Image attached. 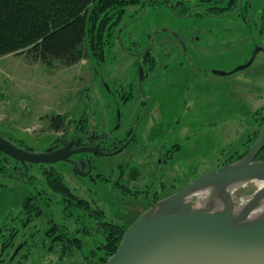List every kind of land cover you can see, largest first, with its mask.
Masks as SVG:
<instances>
[{"label": "rangeland", "instance_id": "1", "mask_svg": "<svg viewBox=\"0 0 264 264\" xmlns=\"http://www.w3.org/2000/svg\"><path fill=\"white\" fill-rule=\"evenodd\" d=\"M238 2L237 8L221 13L195 0H187L188 8L163 1L129 6L103 63L83 59L71 67H49L26 54L0 57V134L22 148L45 152L57 140L77 134L122 138L130 127L138 126L137 141L129 147L113 155L93 156L92 178L75 174L70 164L61 162L30 164L28 178L23 164L0 151L3 264H90L89 260L97 264L100 259L99 251H93L104 239L99 222L81 209L66 214L65 203L45 181V169L60 171L75 193L105 210L111 222L128 228L150 208L147 185L155 183L152 190L162 180L168 186L181 185L195 172L214 170L237 147L243 149L254 128L264 130L255 117L261 109L264 113V0ZM148 44L154 48L156 66L142 85V57L126 48L140 51ZM258 47L254 63L237 70ZM118 90L131 92L126 104ZM50 114L65 115L67 128L53 130ZM80 126L83 130L78 133ZM173 143L181 144V150L168 165L159 163L162 151ZM125 186L143 190L134 195ZM258 189L252 180L233 191V199L240 203ZM41 190L47 192L39 198L46 214L25 228L16 227L28 216L23 211L27 197ZM185 204L194 208L201 205V198L190 197ZM54 222L78 233L83 248L63 258L57 245L52 251L41 248L44 239L51 245L45 232ZM26 240L37 243V248L23 250ZM28 253L32 256L25 258Z\"/></svg>", "mask_w": 264, "mask_h": 264}, {"label": "trees", "instance_id": "2", "mask_svg": "<svg viewBox=\"0 0 264 264\" xmlns=\"http://www.w3.org/2000/svg\"><path fill=\"white\" fill-rule=\"evenodd\" d=\"M159 1L171 3L172 6L187 7V0H0V57L9 54H26L32 61L41 62L49 67L56 64L71 67L83 59H92L103 63L106 61L109 49L113 46L112 39L115 29L122 21L127 8L140 3L155 4ZM238 1L195 0L196 3L208 4L211 6L209 10H216L218 13L237 8ZM129 99V95L124 97L125 101ZM47 117L53 130L59 132L67 128L68 119L65 115L50 114ZM255 117L262 127L264 125L262 109L255 114ZM82 130L83 128L80 126L78 133H81ZM260 130L262 131V129ZM260 130L249 138V140L252 138V143ZM66 137L57 140L51 149L66 144L68 142ZM249 150L250 145L244 153L231 161L242 159ZM263 159L264 139L257 156V160ZM43 174L48 186L60 197V201L62 199L65 203L66 214H69V211L81 209L87 216L99 222L104 239L96 245L93 251L97 254L99 251L100 259L97 264H104L118 249L127 228L113 222L107 225L105 210L97 205H92L90 201L75 193L65 181L63 174L57 169H45ZM0 186L3 185L0 184ZM44 194L46 195L47 192L41 190L34 196L27 197L23 211H26L28 216L25 219L21 218L20 226L16 225V227L25 228L35 218H41L46 214L47 208H44L39 201V198H42ZM50 200L52 199L50 198ZM39 230L33 232L32 235H35ZM79 231L81 230L78 229L76 232ZM16 234L17 231L14 232L15 236ZM77 234H73L68 226L54 222L45 232L46 238H51L52 243L47 245L46 239H44L41 248L52 251L57 245L61 252V258H63L69 251L83 248V240ZM26 244V249L25 247L23 249L25 251L31 249L32 252L38 246L37 243L29 242V240H26ZM25 251H23L24 254ZM29 253L25 255V258L32 256ZM16 256H13L11 261ZM86 258L89 260V257ZM2 262L0 261V264H3ZM89 263L93 264V261L89 260ZM7 264H11V262Z\"/></svg>", "mask_w": 264, "mask_h": 264}, {"label": "water", "instance_id": "3", "mask_svg": "<svg viewBox=\"0 0 264 264\" xmlns=\"http://www.w3.org/2000/svg\"><path fill=\"white\" fill-rule=\"evenodd\" d=\"M255 51L249 61L237 70L250 67L256 57ZM226 75V71L214 70ZM264 139V130L258 135L250 152L241 160L210 170L182 186L171 196L150 207L124 233L116 252L104 264H264V221L253 224H236L230 220V211H179L186 197L194 190L216 183L237 179L264 180V159L256 160L258 149ZM128 140L113 155L122 151ZM76 140L66 146L45 152H35L18 146L0 134V151L20 161L29 175V164H56L71 161L80 153H102L100 146L73 148ZM86 175L76 161L74 169ZM260 190H256L251 198ZM162 204L158 214L154 209ZM234 204H231L233 206Z\"/></svg>", "mask_w": 264, "mask_h": 264}, {"label": "flooded vegetation", "instance_id": "4", "mask_svg": "<svg viewBox=\"0 0 264 264\" xmlns=\"http://www.w3.org/2000/svg\"><path fill=\"white\" fill-rule=\"evenodd\" d=\"M250 8H251V5H250ZM193 38L196 39L195 37H193ZM126 49L131 54H134L136 56L142 57V60L140 62V65L141 66L139 67V73H140L141 84L144 85L146 82L149 81V79H150L149 77L151 76L150 75V72L153 71L155 69V66H156L155 62H156V59L157 58L154 55V51H153L154 48H153L152 45L148 44L147 46H145L140 51H133L132 48H126ZM255 59H256V57H255ZM130 93L131 92H126V91H121V90L119 91L118 90L117 95L122 99V103L126 104L128 101H125L124 100V97L126 95H129ZM137 127H138L137 125L136 126L134 125V126L130 127L127 130V133L122 138H119L117 136L115 138H113V136H111V135H97V134L96 135L94 134L90 138H86V137H82V135H78L77 137L68 140V142L66 144L61 145L59 147H56L54 149H51V147H50V148H48L47 151H52V150H55V149L64 147V146H66L73 139L76 140V144L73 146V148H77V147H80V146H97V145H99L100 146V150L104 154H102V153H90V152L80 153V154L73 155L71 157V161H62L61 162V163L70 164L72 166L73 171H74L75 166H76V161L79 160L80 161V167L83 168L84 173H88V174H86V175H79V174L75 173V171H74V173L77 174V175H79V176H81V177H83V178H88V177L92 178L93 177V174L92 173H93L94 168H95V166H94V157L93 156H97V155H101V156L108 155L110 152L116 151L117 149H119L120 147H122L128 140H130L132 138L131 142L124 148V149H126L133 142L137 141V135H138V129H137ZM259 128H261V126ZM258 130L259 129L254 128L253 133L251 132L249 136H251L252 134L256 133ZM261 132L262 131L260 130V133ZM108 138L113 139V141L112 142H109V139ZM256 140H257V138L255 139V141ZM247 141L248 140H245V142L242 144V148L243 149H239L237 147V149H235V151L233 153L227 155V157H225V159H223L222 161H219L218 163H220V165H217L216 168H219V167H222L224 165H228V164H231V163H234V162H237V161L241 160V159H239V160H236L234 162L231 161V160H234L235 157L240 156L242 153H244L247 150V148H248V145H247L248 142ZM255 141L252 144H250V150L252 149ZM259 149H260V147H259ZM259 149H258V153H259ZM180 150H181V144H179V143H173L170 147L167 146L162 151V157L158 159V162L161 163V164L168 165L170 163L171 159L174 157V154L177 153V152H179ZM250 150H249V152H250ZM229 151H227V152L224 151V152L228 153ZM258 153H257V156H258ZM257 156H256V160H257ZM201 174H203V173H201ZM201 174H199L198 172L193 173L191 176H188L187 179H186V181L184 183H181V185H178V183L174 182L170 186H168L165 183V181H163V180L159 183L160 186L158 188L153 189V190H152V187H153V185L155 183L149 184V185H151V187H148V185H147V188L145 189V192L148 193V194H152V200L149 203V206L152 207V205L154 204V202L156 200H159L160 198H163V197H166V196H168V197L171 196L176 191H178L182 186H184L187 183L191 182L192 180H194L197 176H199ZM125 188H126V191L128 193H133L134 195H138V194L142 193L141 190H143L141 188H137V186H135L133 189H131L129 187H126V186H125ZM105 223L107 225H109L112 222L110 220L106 219Z\"/></svg>", "mask_w": 264, "mask_h": 264}, {"label": "bare ground", "instance_id": "5", "mask_svg": "<svg viewBox=\"0 0 264 264\" xmlns=\"http://www.w3.org/2000/svg\"><path fill=\"white\" fill-rule=\"evenodd\" d=\"M250 181L247 179H237L231 182L216 183L212 185L202 186L191 192L186 199L193 196H200L201 205L194 208L190 204H183L178 210L183 211H217L227 208L230 211V220L236 224H253L264 221V180L256 179L259 186V192L254 197L244 199L237 203L233 199V191L246 186ZM252 183V182H251ZM247 198V197H246ZM196 203V202H195ZM231 204H234L231 206ZM198 205V204H197ZM162 209L159 204L153 214H158Z\"/></svg>", "mask_w": 264, "mask_h": 264}]
</instances>
